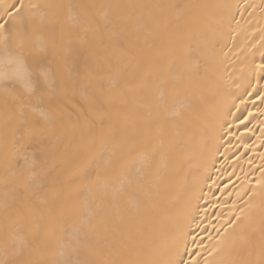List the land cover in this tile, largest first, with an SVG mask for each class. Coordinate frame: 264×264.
<instances>
[{"label": "bare ground", "instance_id": "1", "mask_svg": "<svg viewBox=\"0 0 264 264\" xmlns=\"http://www.w3.org/2000/svg\"><path fill=\"white\" fill-rule=\"evenodd\" d=\"M46 2L95 5L90 11L98 22L105 15L119 16L127 22V36L124 54L90 43L79 45L76 42L83 34L67 27L68 9L53 10L66 24L64 38L73 42L79 55L65 65L61 59L64 48L58 40L53 70L63 80L67 100H61L63 118L43 125L48 136L44 143L50 145L49 174L42 193L46 203L33 200L21 209L30 217L33 209L38 210L31 221L33 230L39 229L42 237L50 230L54 220L49 210L70 217L80 207L84 189L95 180L100 161L84 165L94 147L99 151L103 137L109 149L119 143L124 149L147 155L151 164L145 193L121 198L110 210L101 241L89 257L94 264L161 260L179 229L187 237L186 264L189 259L200 264L205 259L213 264H261L264 99L260 94L264 93V74L258 75L255 65L264 59V0ZM170 4L180 5L179 12L102 7ZM161 16L169 28H154L148 35L136 27L141 20L151 26V18ZM44 35L47 39L48 34ZM189 47L200 53L199 66L188 69L191 79L181 85L191 107L180 108L178 115L175 106L160 112L153 82L165 75L169 66L181 65ZM148 68L151 75L146 74ZM141 77L145 87H130ZM85 116L91 136L83 129ZM17 118L6 110L0 93V259L4 258V232L11 229L14 216L6 212L5 205L12 203L19 191L14 190L17 178L6 165ZM235 216H241L237 225L251 221L247 244L240 239L239 227L235 231L230 227ZM218 240L220 250L209 256ZM56 251L53 237L36 258L53 259Z\"/></svg>", "mask_w": 264, "mask_h": 264}, {"label": "snow or ice", "instance_id": "2", "mask_svg": "<svg viewBox=\"0 0 264 264\" xmlns=\"http://www.w3.org/2000/svg\"><path fill=\"white\" fill-rule=\"evenodd\" d=\"M94 7L96 6L73 3L52 4L46 0H0V93L3 94L6 110L18 117L12 130V149L6 165L17 178L14 190H19L12 203L5 205L6 212H12L14 216L11 229L6 228L4 232V258L0 259V264H94L89 257L101 241V229L108 221L110 210L117 206L121 198H127L133 193H145L150 178V158L124 149L119 143H114L109 149L101 137L99 151L94 147L84 165L86 168L93 161L99 160V171L95 180L86 185L80 207L70 217L56 216L49 210L48 215L53 218L54 223L42 237L39 229L33 230L31 227V221L38 214V210L33 209L31 217L21 210L33 200L46 203L42 193L45 192V181L49 174L46 161L50 145L44 143L48 136L43 125L63 118L61 100H67V89L63 80L53 70L54 59L58 58V40L64 48V57L61 59L65 65L69 59L79 55V49L73 42L64 38L66 24L53 10L68 9L67 27L83 34L77 44L90 43L97 48H111L114 54L125 53L127 22H122L119 16L109 18L107 15L102 22H98L90 11ZM102 7L173 9L177 12L181 8L177 4ZM136 27L152 35L154 28L167 29L170 25L161 16L152 17L151 26L141 20ZM45 33L48 34L47 39ZM261 39L264 40V36ZM199 54L198 49L189 47L181 65L169 66L166 74L153 82L152 91L160 112H167L170 106H175L174 114L178 115L180 108L191 107L181 85L185 80L191 79L188 69L199 66ZM255 67L259 69L258 75L264 74V59ZM146 74L151 75L152 69L148 68ZM145 86L143 77L136 84L130 85L139 88ZM260 95L264 99V93ZM27 114H31L32 118ZM83 129L89 136L92 135L86 116ZM261 132L264 135V129ZM105 153H108L107 158ZM261 167L264 169V165ZM260 182L264 184V171L261 173ZM240 220L241 216H235L230 227L234 231L239 227L240 239L247 244L251 239L248 231L251 221L246 220L245 223L237 225L236 222ZM53 237L57 248L55 257L50 260L37 259ZM186 240L185 232L179 229L172 235L163 259L128 264H186L183 259ZM219 245L218 240L208 255H215L220 250ZM261 253L264 255V223L261 225ZM191 255L195 256L197 253ZM187 264H200V261L189 259ZM204 264L213 262L205 259ZM232 264L236 262L233 261Z\"/></svg>", "mask_w": 264, "mask_h": 264}]
</instances>
